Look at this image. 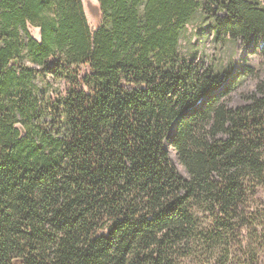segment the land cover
I'll return each mask as SVG.
<instances>
[{"label": "trees", "instance_id": "obj_1", "mask_svg": "<svg viewBox=\"0 0 264 264\" xmlns=\"http://www.w3.org/2000/svg\"><path fill=\"white\" fill-rule=\"evenodd\" d=\"M98 2L0 0V264L260 263L264 0Z\"/></svg>", "mask_w": 264, "mask_h": 264}, {"label": "rangeland", "instance_id": "obj_2", "mask_svg": "<svg viewBox=\"0 0 264 264\" xmlns=\"http://www.w3.org/2000/svg\"><path fill=\"white\" fill-rule=\"evenodd\" d=\"M82 1L89 25L91 30L94 32L97 27H99L102 18L99 2L98 0ZM31 31L35 37H39L38 29L33 27L31 28ZM209 46L210 45L207 44V48ZM235 60V72L243 70L244 66L247 64L254 68V74L244 75L236 86L235 91L232 93V95H230L231 97L229 99V106L231 108L238 109L250 103L248 96L256 90L259 80L264 77V56L260 54H251L247 52V50L241 48L240 51H238ZM82 72L84 75L88 73L89 70L87 68H83ZM69 87L70 86L66 83H62L61 85V89L64 92H66ZM171 158L175 164H178L174 154H172ZM258 264H264V260H260V263L258 262Z\"/></svg>", "mask_w": 264, "mask_h": 264}]
</instances>
